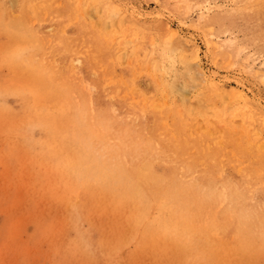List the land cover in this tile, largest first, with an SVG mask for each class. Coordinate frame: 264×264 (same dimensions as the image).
Wrapping results in <instances>:
<instances>
[{
    "label": "rangeland",
    "instance_id": "obj_1",
    "mask_svg": "<svg viewBox=\"0 0 264 264\" xmlns=\"http://www.w3.org/2000/svg\"><path fill=\"white\" fill-rule=\"evenodd\" d=\"M19 1L23 2L15 0L16 10L20 9ZM52 1L35 0V3H43L42 9L46 7L50 14L45 16L42 10L41 24L27 21L33 23V28H36L37 33L41 32L45 40L41 48L45 60L41 63L47 67L42 69L46 75H55L53 80L58 83L57 79H60L56 73L63 70L65 79L77 85H71V90L93 99L106 98L105 101L117 105L120 112L126 114L124 120L131 111V103L135 106L143 104L155 110L166 120L165 127L168 130L173 127L175 119L179 127L186 128L184 132L191 143L206 145L211 165H205L200 157L199 167L217 170L222 166L224 169L223 173L214 171L209 176V180L216 184V189L227 181L233 186H236L235 182L240 183L238 168L246 167L250 171L259 167L257 159H264V0H215L211 14L227 12L234 17L235 31L228 35L217 30L218 23L213 31L199 26L196 22L199 10L194 7L188 14L187 9H182L180 4L184 0H101V12L90 0H74L79 14L85 17L87 33L83 26L81 31L71 26L66 28L67 34L80 33L92 40V35L101 32V47L105 51L101 54V73L98 75L93 70H87L86 66L76 64L73 58L64 57L55 50L53 42L45 39H54L52 36H56V30L60 29L62 23V20L54 21ZM105 2L113 7V13H117L115 17L107 11L109 8ZM193 5L189 3V6ZM38 9L34 7L30 11L28 8L25 19L37 14ZM58 10L62 17H68L67 5L63 4ZM105 14L111 18L105 19ZM245 35L249 37L245 38ZM231 37L238 42L236 48H228L226 57L216 53L214 46H225ZM169 39L175 43L174 51L173 48L169 50L173 46L172 43L169 45ZM191 39L200 61L199 67L197 65L188 75L190 66L187 62L190 63L195 53V48L186 43ZM159 41L167 43L164 57L161 56ZM239 44L244 46L238 49ZM11 48L13 43L8 30L0 28V97L9 95L15 88L16 97H13L17 106L10 117L0 110V151L4 150L8 155L11 167L10 178L6 175L5 162L0 159V264H80L75 255L66 249L67 243L62 241V220L69 209L66 204L55 199L49 177L52 172H61L62 159H71V156L36 143L39 136L47 137L50 134L47 129L25 131L30 124L29 118H34L42 109V98L30 92L28 85H19V90L16 89L13 83L16 73L4 59ZM198 70L215 82L223 83L222 93L213 91L205 79L199 78ZM177 78L183 83L192 82L193 88L187 97H184V90L175 92L169 89L168 85ZM237 93L248 98L247 104H252L251 110L260 108L262 113L257 111V116H254L250 109L242 110L245 101ZM122 96L124 98L120 100ZM97 107L101 109V100ZM52 112H55L54 108ZM11 119L21 122L16 130L17 139L20 144L27 140L29 151L10 141H1L12 126ZM157 141L167 145L164 139ZM181 145L185 146L183 142ZM246 162L251 164H244ZM29 180L32 183L30 188ZM61 180L60 177L56 183L60 185ZM78 203V209L75 210L78 224L97 246L93 264H178L175 260L158 262L152 258L151 251L144 249L141 244L138 246L140 249L135 248L138 244L136 238L133 242H123L119 249H112L105 240L117 247L114 241L120 236H127L125 231L120 234L123 230L120 227L122 221L111 214L101 213L99 200L97 206L94 205L90 195L82 197ZM212 204L220 221L216 228L219 235L211 240L213 254H209L210 257L203 264H264V252L259 244L250 251L241 248L236 235L238 219H233L228 212L232 204L218 197ZM202 230L204 233L205 229ZM208 234L211 231L205 235ZM75 235L74 230L70 237ZM104 245L109 248L105 256L101 250Z\"/></svg>",
    "mask_w": 264,
    "mask_h": 264
},
{
    "label": "bare ground",
    "instance_id": "obj_2",
    "mask_svg": "<svg viewBox=\"0 0 264 264\" xmlns=\"http://www.w3.org/2000/svg\"><path fill=\"white\" fill-rule=\"evenodd\" d=\"M90 1L101 12L102 1ZM214 1L184 0L180 4L182 9L184 7L187 9L186 12L194 7L199 10L196 21L199 26L213 31L218 23L217 30L223 34L234 33L236 23L233 15L227 12L211 14ZM190 2L194 5L189 6ZM19 3L20 9L16 10L15 0H0V28L8 30L13 43V48L4 59L16 73L13 78L16 89L19 90V85H28L30 92L42 98L40 105L42 109L34 118H29L30 124L25 131L29 132L36 128L47 129L50 134L47 137L39 136L36 143L58 152H66L71 156V159H62L60 163L62 173L58 170L50 173L49 177L55 199L66 204L69 209L62 220V241L67 243L66 249L75 255L79 263L93 264L96 255L97 246L90 235L80 228L78 213L75 214V210L78 209L77 204L79 206L80 203H78L79 199L89 195L93 198L94 205L97 206L99 200L101 213L111 214L122 221L120 223L123 225L120 227L123 230L120 234H124L125 231L127 236H120L114 241L117 247L105 240L115 250L119 249L123 242H133L136 238L138 244L135 248H139L140 244L143 245L144 249L151 251L152 258L157 259L158 262L175 260L178 264H203L205 259L210 257L209 254H213L211 240L219 235L216 228L220 221L212 204L215 197H218L219 200L232 204L228 212L233 219H238L236 235L241 242V248L250 251L259 244L261 251L264 252V159L258 158L259 167L250 171L246 167L238 168L241 180L240 183L235 182L236 186L227 181L216 189V184L209 180V176L214 171L223 173L224 169L222 166L217 170L199 167L200 157L205 161V165H211L206 153V145L199 142L191 143L187 133L184 132L186 128L179 127L175 119L172 122L173 127L168 130L165 127L166 120L159 113H155V110L143 104L135 106L131 103V111L126 117L127 120H124L126 114L120 112L117 105L105 101L106 98L93 99L71 90V85H77L65 79L63 70L56 73L57 78L60 79L59 81L56 78L58 83L53 80L55 75H46L42 69L47 67L41 63L45 60L41 50L45 40L41 36L42 33L40 31L41 34L37 33L36 28H33V23L27 21L41 24L42 12L45 11V16L50 12L46 7L43 10V3H35V0H23ZM52 3L54 21L62 20L63 24L61 23L60 29L56 30V36L51 35L54 39L51 37L45 39L50 43L53 42L55 50L64 57L69 56V59L73 58L76 64H82L87 70L100 74L101 54L105 51L101 47V32L95 34L96 36L92 35V40L88 35L80 33L68 35L66 28L71 26L78 31L84 27L85 31V17L79 14L74 0H58V2L53 0ZM105 3L111 15L114 9L109 6V2ZM63 4L68 6L66 15L68 17L59 14L58 7ZM34 7H39L38 13L31 15L30 19H25L26 10L29 8L32 11ZM115 14L117 13H113L112 16L115 17ZM107 16L105 19L109 20L111 17L107 18ZM172 36L170 38L173 41ZM248 37L245 35V38ZM171 40L169 39V45L173 44V46L169 50L173 48L174 51L175 43ZM186 43L189 47L195 48L192 39L187 40ZM166 44L165 41H159L162 57L167 52ZM237 45L236 38L231 37L225 42V46L216 44L214 47L216 53L226 57L228 48H236ZM243 46L239 44L238 49ZM193 50L195 53L190 63L187 62L188 67L190 66L189 70L187 69L188 75L197 65L199 67L198 50L197 48ZM198 72L199 75H196L205 79L213 91L222 93L223 83L215 82L210 76L206 77L201 70ZM62 83L65 85L63 86ZM168 87L175 92L184 90V97H187L193 84L190 80L183 83L177 78ZM15 94L16 90L12 88L9 95L0 97V110L7 117H10L17 107L14 102ZM237 96L245 101L242 110L250 109V113L254 116H257V111L262 113L260 108H257V111L251 110L252 104H247L249 102L245 95L237 93ZM100 100L101 109L97 107ZM52 108L55 109L54 113ZM20 123L19 120L11 119L12 126L1 141H10L29 151L28 141L20 144L17 139L16 130ZM162 139L167 145L157 141ZM181 142L185 146H182ZM0 159L5 162L6 175L11 178L8 155L4 150L0 151ZM60 177L62 180L58 185L56 181L60 180ZM28 184L30 188L32 186L30 180ZM202 229H205L204 233ZM74 230L76 235L71 238ZM207 231H211V234L205 235ZM107 249L109 248L106 245L101 249L104 256L109 253L105 252Z\"/></svg>",
    "mask_w": 264,
    "mask_h": 264
}]
</instances>
